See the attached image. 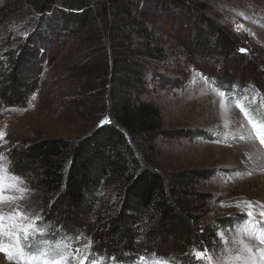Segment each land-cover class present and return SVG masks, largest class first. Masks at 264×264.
<instances>
[{
    "label": "rangeland",
    "instance_id": "374dc122",
    "mask_svg": "<svg viewBox=\"0 0 264 264\" xmlns=\"http://www.w3.org/2000/svg\"><path fill=\"white\" fill-rule=\"evenodd\" d=\"M42 1L0 0V58L15 51L35 32L53 43L39 55L40 58L37 57L34 71L38 74V84L24 106H0V169H6V172L0 170V176L6 184L27 189L23 199L0 204V214L8 216L18 209L29 217L24 223L35 221L29 241L21 236L26 253L24 260L29 259L27 253L31 251L37 258L33 264H42L45 254L49 260L63 255L68 257L66 264H80L77 250L84 251L89 243L94 245L97 238L89 241L86 236L59 243L48 240L40 224V196L28 190L21 179L22 183L12 180L16 176L7 171V153L13 147L39 139L75 142L109 121L103 116V110L92 108V105L99 107L103 97L89 102L84 97L88 85L102 91L105 74L100 70L105 63L109 67L106 75L112 72V0H88V7L84 8L89 9L86 19L76 18L72 23L64 21L62 15H78L81 11L68 8L63 0H53L48 11L39 10ZM182 1L157 3L165 13L164 23L168 29L159 24L162 30L157 28L153 32L151 47H160L162 55L154 54L146 60L141 57L128 59L130 63L137 61L134 63L143 69L141 78L135 82L138 88L131 89L129 95L157 108L162 127L170 134L146 145L140 139L131 142L135 151L139 150L138 158L142 155L145 166L167 175L185 170L202 173L203 181L196 183L195 188L208 200V219L213 225L218 219L237 217L233 225L217 231L215 250L209 257L201 258L205 264H254L249 255L243 254L241 241L248 240L253 246L264 247L260 242L264 239V216L260 215L264 212L261 202L264 184L260 173L252 176L251 167H248L251 162L248 149L264 155V145L257 138L264 127L254 128L237 105L244 107L254 124L264 125V101L253 83L264 82V0ZM195 6L210 27H216L222 35L236 41L239 53H244L245 58H232V52L222 54L213 48L207 54H197L191 37L201 33L202 38H208L206 26L201 23L193 25L190 21L182 33L169 32L168 23L175 17L181 18V8L190 7V10ZM80 24L83 26L80 31H74ZM127 37L136 47L137 35L128 33L123 39ZM40 47L42 52V45ZM222 76L239 80L240 88L234 87L230 94H224L218 89L217 81ZM24 83L28 90L33 81L25 76ZM116 193L114 182L109 180L102 186L100 197L106 204L113 203ZM6 196L19 197L21 193L10 189ZM249 212L253 213L251 217ZM4 242L14 244L7 236ZM259 253L255 252L258 256ZM96 259H90L89 264H123L110 254ZM140 261L137 264H156ZM0 264L22 262L20 259L6 260L0 253Z\"/></svg>",
    "mask_w": 264,
    "mask_h": 264
},
{
    "label": "trees",
    "instance_id": "16d2710c",
    "mask_svg": "<svg viewBox=\"0 0 264 264\" xmlns=\"http://www.w3.org/2000/svg\"><path fill=\"white\" fill-rule=\"evenodd\" d=\"M63 1L68 8L81 11L78 15H62L64 21L86 19L89 9L84 8L88 7V0ZM160 1L112 0V72L106 75L109 67L105 63L100 70L105 74L102 91L88 85L84 97L88 102L104 98L99 107L92 108L103 110V116L109 119L107 123L75 142L39 139L13 147L7 153V171L40 196V224L48 240L59 243L86 236L89 241L97 238L94 245L89 243L84 251L79 249V258L87 257L85 264L109 254L123 264H137L142 257L143 263L205 264L203 259L196 258V253L209 257L218 243L217 231L237 221L236 216H228L213 225L208 219V200L195 188L196 183L203 181L202 173L185 170L167 175L145 166L142 155L138 158L139 150L133 148V140L140 139L146 145L170 134L163 129L157 108L129 95L131 89L138 88L135 82L143 69L134 63L137 61L130 63L128 59L146 60L154 54L162 55L160 47H151L153 32L157 28L162 30L159 24L168 29L165 13L158 7ZM53 2L42 1L39 10L48 11ZM189 8L182 7L181 18L175 17L168 23L169 32L182 33L190 21L193 25L201 23L206 26L208 38H202L201 33L191 37L197 54H207L213 48L222 54L232 52V58H245L236 41L210 27L198 13V7ZM82 27L74 31L79 32ZM128 33L137 35L136 47L129 37L123 39ZM52 44L51 39L35 32L15 51L0 58V106H24L38 84L34 71L37 57ZM25 76L33 81L28 90L24 86ZM217 81L224 94H230L234 87L240 88V81L228 76ZM253 83L264 101V82ZM109 180L115 184L117 197L106 204L100 190Z\"/></svg>",
    "mask_w": 264,
    "mask_h": 264
},
{
    "label": "snow or ice",
    "instance_id": "6c2138e0",
    "mask_svg": "<svg viewBox=\"0 0 264 264\" xmlns=\"http://www.w3.org/2000/svg\"><path fill=\"white\" fill-rule=\"evenodd\" d=\"M241 51H245L241 49ZM223 94V93H222ZM240 107V110L242 114L245 116V118L249 119L250 124L253 125L254 128L256 127H264V125H256L254 124L251 119L249 113L244 109L242 105H237ZM257 138L259 139L260 143L264 145V132H258ZM4 172H6V169H0ZM12 180L19 181L22 183L19 177H12ZM17 190L21 193V196L19 197H13V196H6V192L8 190ZM27 189L23 188H17L13 184H6L4 178L0 176V204L4 203L6 200H15V199H23V193L26 192ZM248 215L251 217L253 215L252 212H249ZM261 216H264V212L260 213ZM29 217L25 215L23 212L19 211L18 209L14 211V214L10 213L8 216H4L3 214H0V253L4 254V257L6 260L12 261L15 259H20L22 264H33L34 260L37 259L33 256L32 252L29 251L27 255L29 256L28 260H24L23 257L25 256V249L24 245L21 243V236H23V239L25 241H29L30 235L33 232V229L35 228V221L33 223H24V221H27ZM37 220L39 217L36 218ZM7 236L9 239L14 241L13 243L6 244L4 242V237ZM261 243H264V239L260 241ZM243 243V241H241ZM251 251V249H248ZM261 254V258L264 259V249L258 250ZM79 250H77V253ZM206 253H196V256L198 259H201ZM77 256L73 254V259H76ZM68 257L67 256H57L55 259L49 260L47 258V254H45V257L42 260V264H66ZM87 257L80 259V264H85V260ZM144 258L142 257L141 260ZM92 264H96V262H92ZM156 264H159V261L156 262Z\"/></svg>",
    "mask_w": 264,
    "mask_h": 264
},
{
    "label": "bare ground",
    "instance_id": "6f19581e",
    "mask_svg": "<svg viewBox=\"0 0 264 264\" xmlns=\"http://www.w3.org/2000/svg\"><path fill=\"white\" fill-rule=\"evenodd\" d=\"M262 8L264 9V5L262 6ZM223 113L226 114V112H224V109H223ZM248 150L251 152L250 154L251 162L250 165L248 166L249 168L251 167L250 169L251 174L252 176L256 177L260 173V178L262 180V183L264 184V155L262 154L261 151L254 152L252 151V149H248ZM261 202L264 203V200H261ZM249 248L251 249V251L248 250ZM241 249L244 255H249V257L252 260L251 262H253L254 264H264V259L261 258V254L259 253V256L255 254V252L258 251L259 249H264V247H262L261 245L257 246L255 244V246H253L251 242L247 240V241H243ZM259 257L260 259H257Z\"/></svg>",
    "mask_w": 264,
    "mask_h": 264
}]
</instances>
